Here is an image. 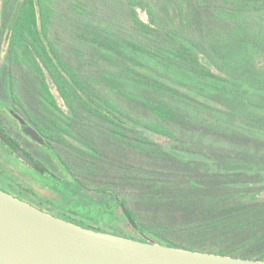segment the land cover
I'll list each match as a JSON object with an SVG mask.
<instances>
[{"label":"rangeland","instance_id":"obj_1","mask_svg":"<svg viewBox=\"0 0 264 264\" xmlns=\"http://www.w3.org/2000/svg\"><path fill=\"white\" fill-rule=\"evenodd\" d=\"M18 1L7 0L6 3L0 0V121L14 141L39 157L61 180L42 178L0 140V186L32 204L41 205L45 211L108 231L137 236L119 207L100 208L91 205L85 194L71 192L68 188L77 183L72 182L70 172L88 187L87 193L94 199L113 195L126 199L151 230H157L174 243L196 247L226 245L248 255L264 257V192H261L264 190V121L253 123L246 117H239L234 122L241 126L240 130L191 119L183 123L187 135L178 141L146 133L150 141L147 144L133 139L138 134L133 126L125 130L129 134L125 137L112 132L113 127L101 120L83 117L77 119L83 136L69 128V133L62 134L66 143L50 141L48 150L19 133L21 123L15 114L30 124L32 121L28 112L14 103L9 92L10 71L3 36ZM154 1L163 27L170 24L169 13L176 11V4L189 5L191 14L186 28L196 29L208 41L218 39L226 26L210 6L200 7L194 0ZM133 2L57 0L53 37L63 57L93 90L115 95L133 111L145 114L140 102L134 99L141 96L139 90L130 83L119 90L107 81L104 75L115 71L118 65L94 41L98 35L124 30L122 27L130 16ZM140 15L147 19L144 12ZM255 61L263 65L264 56L255 54ZM13 75L19 81L18 90L29 113L42 125H49L50 118L58 121L54 113L41 108L36 78L18 68ZM54 93L60 107L66 111L59 93L55 89ZM195 107L199 109V106ZM205 113L216 118L223 111L205 110ZM256 115L264 119L263 106ZM86 142L98 152L88 150ZM133 144L147 145L153 151H165L174 145L178 157L172 156L171 161L153 158ZM182 148L202 152L204 158L182 159L192 157L185 156ZM53 188L70 195L61 196ZM97 190L107 191L101 194ZM214 225L217 227L213 233H205Z\"/></svg>","mask_w":264,"mask_h":264},{"label":"trees","instance_id":"obj_2","mask_svg":"<svg viewBox=\"0 0 264 264\" xmlns=\"http://www.w3.org/2000/svg\"><path fill=\"white\" fill-rule=\"evenodd\" d=\"M194 1L200 7L210 6L214 15L226 25L214 42L206 40L196 29L186 28L191 14L189 5L176 4V11L169 13L170 24L163 27L154 0H134L129 9L130 16L122 27L124 30L94 37L95 43L118 65L115 71L105 74V78L113 88L120 90L124 84L130 83L139 90L141 96L134 99L146 112L141 114L127 107L115 95L93 90L89 82L63 57L53 37L57 0H19L3 36L10 71L9 92L14 103L28 112L32 125L44 138L41 145L50 150V141L66 143L62 134L69 133V128L75 129L76 135L83 136L77 122L83 117L101 120L113 127L112 132L125 137H129L126 131L133 126L138 133L133 139L147 144L150 141L146 133L178 141L181 136L187 135L183 123L191 119L240 130L241 126L234 122L239 117H246L253 123L264 121L256 115L264 107V64L258 65L255 61V54L264 56V0ZM141 12L147 15L146 20L141 17ZM17 68L36 78L41 108L54 113L58 121L50 118V126L42 125L29 113L18 90L19 81L13 75ZM54 89L62 98L66 111L60 107ZM124 95L129 94L124 92ZM195 106H199V109ZM205 110L223 111V114L210 118ZM0 140L5 145L13 140L1 121ZM85 145L88 150L98 152L92 144L86 142ZM133 145L153 158L171 161L172 156L178 157L174 153L177 150L174 145L165 148V151H153L147 145ZM182 150L185 156H192L182 159L204 158V154L197 150ZM25 152L35 161V166H30L43 174L45 179L61 180L39 157L27 150ZM61 164L66 169V165ZM68 174L72 182L78 185L68 188L71 192L85 194L91 205L100 208L119 207L137 236L123 235L58 215L65 220L138 240L153 239L169 246L264 260L263 256L248 255L226 245L196 247L174 243L157 230H151L126 199L114 195L94 199L87 193L86 185L70 172ZM97 191L102 194L107 190ZM60 195L65 197L70 193L62 191ZM16 196L21 198L19 194ZM210 226L205 233H213L217 227Z\"/></svg>","mask_w":264,"mask_h":264},{"label":"water","instance_id":"obj_3","mask_svg":"<svg viewBox=\"0 0 264 264\" xmlns=\"http://www.w3.org/2000/svg\"><path fill=\"white\" fill-rule=\"evenodd\" d=\"M23 132L44 138L18 114ZM7 146L35 161L14 140ZM0 264H264V260L193 250L82 226L41 209L0 187Z\"/></svg>","mask_w":264,"mask_h":264},{"label":"flooded vegetation","instance_id":"obj_4","mask_svg":"<svg viewBox=\"0 0 264 264\" xmlns=\"http://www.w3.org/2000/svg\"><path fill=\"white\" fill-rule=\"evenodd\" d=\"M14 115V114H13ZM15 118H16V116H15ZM17 119V118H16ZM17 121H18V119H17ZM20 131H19V133L22 135V136H24V137H26V138H29V139H31V140H33L29 135H26L24 132H23V128H22V125L20 124ZM33 169H35L36 170V168H34V167H32ZM36 172H37V174L38 175H40V176H42V178H44V175L43 174H41L39 171H37L36 170ZM53 189H55V188H53ZM55 191L60 195V194H62V191H58V190H56L55 189ZM16 195V194H15ZM21 198L22 199H24L25 200V198L23 197V196H21ZM29 202V201H28ZM34 204V203H33ZM34 205H36V204H34ZM37 207H39V208H41V205H36ZM41 209H43V208H41ZM54 213V212H53ZM54 214H57V213H54ZM57 215H59V214H57ZM66 216V215H65Z\"/></svg>","mask_w":264,"mask_h":264}]
</instances>
